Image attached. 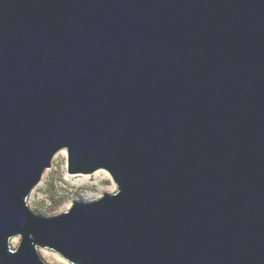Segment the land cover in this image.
<instances>
[{"label":"water","instance_id":"95a60500","mask_svg":"<svg viewBox=\"0 0 264 264\" xmlns=\"http://www.w3.org/2000/svg\"><path fill=\"white\" fill-rule=\"evenodd\" d=\"M61 150L117 189L38 216ZM38 248L264 264V0H0V264Z\"/></svg>","mask_w":264,"mask_h":264},{"label":"rangeland","instance_id":"374dc122","mask_svg":"<svg viewBox=\"0 0 264 264\" xmlns=\"http://www.w3.org/2000/svg\"><path fill=\"white\" fill-rule=\"evenodd\" d=\"M61 152L62 150L54 155L50 168L44 171L40 182L32 189L28 197L29 208L38 216L57 215L70 208L73 202L81 201L86 196H92L87 200L91 201L102 197L104 194L114 193L117 189L111 176L109 179L101 173L98 175L89 174L90 177L86 179L80 176L82 174H68L67 154ZM15 238L18 240L11 243L13 247H16L20 241L19 236ZM40 249L42 248H38V253L46 263L63 264L56 257L58 255L56 252L45 249L48 254L43 256L39 252Z\"/></svg>","mask_w":264,"mask_h":264},{"label":"bare ground","instance_id":"6f19581e","mask_svg":"<svg viewBox=\"0 0 264 264\" xmlns=\"http://www.w3.org/2000/svg\"><path fill=\"white\" fill-rule=\"evenodd\" d=\"M61 153H63V154H67L66 153V151L65 150H62V152ZM103 174V176H105L106 178H109L110 179V175H109V173L107 172V171H105V170H98V171H96V172H94L93 174L94 175H98V174ZM80 176H82L83 178H89L90 176L89 175H80ZM112 178V177H111ZM113 180V179H112ZM84 182V181H83ZM114 185V184H113ZM115 187V186H114ZM113 187V188H114ZM92 196H86V198H84L83 200H81V201H87V200H89L90 198H91ZM18 239L17 238H12L11 239V243L12 242H16ZM39 252L43 255V256H45L46 254H48V251L47 250H45V249H40L39 250ZM56 257L57 258H59V261H61L63 264H67V261L65 260V261H63L64 259L62 258L61 259V257H59L58 255H56ZM69 264V263H68Z\"/></svg>","mask_w":264,"mask_h":264}]
</instances>
